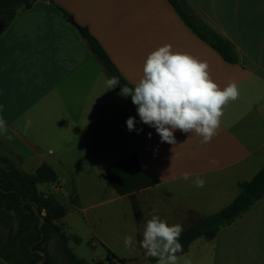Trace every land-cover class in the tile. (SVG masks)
<instances>
[{
	"label": "crops",
	"instance_id": "0c3cea01",
	"mask_svg": "<svg viewBox=\"0 0 264 264\" xmlns=\"http://www.w3.org/2000/svg\"><path fill=\"white\" fill-rule=\"evenodd\" d=\"M185 1L232 44L236 63L201 41L167 0H35L0 34V117L7 122L0 154L28 174L42 164L54 170L57 181L39 189L66 208L56 225L67 247L86 248L91 258L76 257L88 264H110L108 251L126 264H145L150 257L139 242L154 210L184 230L230 205L238 185L264 165V0ZM74 24L89 31L132 87L147 55L165 44L207 62L221 89L235 82L239 98L224 107L211 143L180 130L174 145L161 143L155 129L140 121L131 97L107 88V71ZM129 117L142 131L127 129ZM132 155L150 184L121 195L107 170ZM197 176L204 178L203 188L193 184ZM128 235L135 237L134 252L124 247ZM178 257V264H264V197ZM0 264L7 263L0 258Z\"/></svg>",
	"mask_w": 264,
	"mask_h": 264
},
{
	"label": "trees",
	"instance_id": "16d2710c",
	"mask_svg": "<svg viewBox=\"0 0 264 264\" xmlns=\"http://www.w3.org/2000/svg\"><path fill=\"white\" fill-rule=\"evenodd\" d=\"M167 1L176 11L181 21L201 41L215 50L225 62L236 63L237 57L232 44L195 16L185 0ZM33 2L24 4L23 0H0V34L8 28L16 16L18 8L23 6V10L29 9ZM63 15L66 18L70 17L64 11ZM74 25L92 54L107 71L109 77L116 76L120 79V84L116 88L121 91V87L124 85L132 87L122 77L89 31L85 27ZM107 177L117 193L121 195L133 189L147 186L148 183L150 184L145 175L139 171L135 155L110 167L107 170ZM56 181V173L46 164L39 166L34 173L28 174L14 165L9 158L0 155V210L8 213L13 212L22 223L27 222L32 225L31 228H25L23 233L20 234L23 258L26 264H53L50 255L42 248L45 243L51 240L53 235L58 237L61 243L66 264H88L70 252L67 247V236L56 225V221L67 214L66 208L53 195L39 189L40 185L55 183ZM238 187L240 192L230 205L215 214L196 221L183 230L180 237L183 252L178 253V256L185 254L190 243L198 238L213 239L220 228L231 225L243 216L254 203L264 197V165L250 181L240 183ZM131 204L136 220L140 221L141 212L134 196H131ZM35 207L39 212V216L34 213ZM40 218H43L41 226H39ZM41 252L44 253V256L40 255ZM0 258L9 263V260L1 254ZM107 261L110 264H126L124 260L118 259L110 251L107 253ZM154 262H156V259L150 257L145 264H153Z\"/></svg>",
	"mask_w": 264,
	"mask_h": 264
},
{
	"label": "clouds",
	"instance_id": "9594fccd",
	"mask_svg": "<svg viewBox=\"0 0 264 264\" xmlns=\"http://www.w3.org/2000/svg\"><path fill=\"white\" fill-rule=\"evenodd\" d=\"M119 84L120 79L116 76L106 80L108 89ZM120 95L131 97L140 121L155 129L161 143L174 145V131L180 130L183 133L194 132L202 137V144H208L217 134L224 107L239 98V88L232 82L221 89L212 80L207 62L188 53L173 51L171 44H165L147 55L139 82L134 87H121ZM126 125L129 131H142L135 129L134 117H129ZM0 131H7L3 117H0ZM148 137L151 138V133ZM210 163L218 161L213 159ZM190 178V173H183V180ZM192 182L198 188L205 185L201 176ZM150 217L144 224L140 247L147 256L155 258L157 264H178L177 254L183 252L180 243L183 226L169 224L156 215L155 210ZM123 244L130 252L136 250V240L132 235L125 236Z\"/></svg>",
	"mask_w": 264,
	"mask_h": 264
},
{
	"label": "rangeland",
	"instance_id": "374dc122",
	"mask_svg": "<svg viewBox=\"0 0 264 264\" xmlns=\"http://www.w3.org/2000/svg\"><path fill=\"white\" fill-rule=\"evenodd\" d=\"M31 2H33V0H23L24 4ZM23 9V6L18 8L16 10V15L23 11ZM13 164L15 165V163ZM31 226L32 225L27 222L22 223L15 213H8L0 210V254L9 260V263L7 264H26L25 259L23 258V250L21 246L22 238L20 234L23 233L25 228H31ZM42 248L50 255L53 264H66L58 237L55 235L51 236V240L45 243ZM68 248L72 250L75 256H81V254H84L88 258H91V256H88L89 252L86 248L84 249L83 246L78 249V247L71 242L68 244Z\"/></svg>",
	"mask_w": 264,
	"mask_h": 264
},
{
	"label": "water",
	"instance_id": "95a60500",
	"mask_svg": "<svg viewBox=\"0 0 264 264\" xmlns=\"http://www.w3.org/2000/svg\"><path fill=\"white\" fill-rule=\"evenodd\" d=\"M68 21H69L70 23H73V20H72L71 17H69ZM34 213H35L36 216H39V212H38V210H37L36 207H35V209H34ZM42 223H43V218H40V224H39V226H41ZM40 254H41L42 256H44V253L41 252ZM39 264H41V263H39Z\"/></svg>",
	"mask_w": 264,
	"mask_h": 264
}]
</instances>
